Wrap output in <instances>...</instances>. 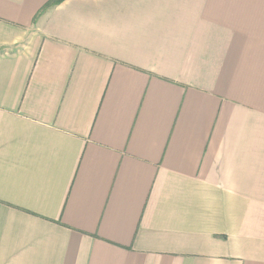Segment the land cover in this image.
Listing matches in <instances>:
<instances>
[{
    "label": "crops",
    "instance_id": "1",
    "mask_svg": "<svg viewBox=\"0 0 264 264\" xmlns=\"http://www.w3.org/2000/svg\"><path fill=\"white\" fill-rule=\"evenodd\" d=\"M0 264H264V0H0Z\"/></svg>",
    "mask_w": 264,
    "mask_h": 264
}]
</instances>
